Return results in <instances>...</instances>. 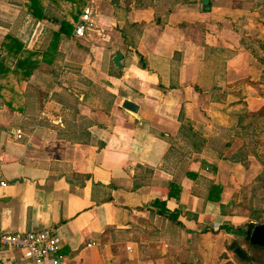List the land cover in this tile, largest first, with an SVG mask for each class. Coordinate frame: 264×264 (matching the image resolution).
<instances>
[{"label": "crops", "instance_id": "1", "mask_svg": "<svg viewBox=\"0 0 264 264\" xmlns=\"http://www.w3.org/2000/svg\"><path fill=\"white\" fill-rule=\"evenodd\" d=\"M29 2L0 0V56L13 37L19 53L40 58L27 80L0 74V231L55 228L65 264H140L141 245L183 249L191 232L227 219L204 199L205 185L225 184L239 166L210 145L190 153L177 141L179 115L208 136L203 128L250 97L262 103L245 79L262 72L250 47L264 38V0H36L38 15ZM86 4L90 21L77 35ZM59 19L73 24L70 34L55 35ZM125 98L138 109L124 108ZM158 199L179 209L181 226ZM106 230L119 234L117 251L98 244ZM3 256L30 264L14 249Z\"/></svg>", "mask_w": 264, "mask_h": 264}, {"label": "rangeland", "instance_id": "2", "mask_svg": "<svg viewBox=\"0 0 264 264\" xmlns=\"http://www.w3.org/2000/svg\"><path fill=\"white\" fill-rule=\"evenodd\" d=\"M256 44L257 50L262 54L257 42ZM260 77L257 79L259 90L257 87L253 88L255 94L263 97L260 105L255 97H250L249 105L242 106L240 110L234 109L229 115L227 114L228 120L215 122L207 129L203 128V131L210 133L208 138L212 147L215 146L214 148L220 150L222 154H232L243 150L245 153H241V155L245 158V163L248 162L246 166L237 162L238 174L235 176L231 171L227 182L223 184L222 192L219 193L221 200H218V203H222L220 211L224 210L225 216H228L227 219L214 224V226L206 225L197 232H191L189 243L184 244L183 249L180 246H173L170 249L162 250L161 245L153 248L141 245L142 254L138 256L140 264H146L144 260L148 259H152L154 264H240L241 257L236 254L235 247L231 244L234 239L251 254L252 251L248 243L243 238L241 239L243 233L237 234L232 230L218 226L224 223L235 228L240 225L245 226L246 221L250 219L253 221L264 220V186L257 178L264 164V115H248L241 123H236L237 113L264 109V77ZM233 133H237V135L232 136ZM254 152L258 154V157L254 155ZM210 155L222 159L217 157L216 152ZM210 164L215 166L216 171V163L212 161ZM257 213L260 214L258 219L254 217V214ZM119 240V234L110 231L99 238L98 244L109 241L110 250L117 251ZM163 251L166 253L163 254ZM145 254L148 255L145 256Z\"/></svg>", "mask_w": 264, "mask_h": 264}, {"label": "trees", "instance_id": "3", "mask_svg": "<svg viewBox=\"0 0 264 264\" xmlns=\"http://www.w3.org/2000/svg\"><path fill=\"white\" fill-rule=\"evenodd\" d=\"M82 7H83V5H81V7L80 6L77 7L76 14L74 13V9L72 10L73 17L76 18L77 13L79 12V10ZM37 8H38V6L36 5V0H30V2L28 3V9H30L31 13H33L34 15H38V13L36 12ZM154 21L157 22L156 20H154ZM72 29H73V24L71 22H69L68 20H65V19H61V20L59 19V28H58L57 32L55 33V35L58 36V35H60V33L70 34ZM256 40H257V43L259 45V48L261 49V51L263 53L260 54L259 51L257 50V48L252 47V46L250 47V50L253 53V55L255 56V58L258 60V62L260 63V65L262 67L261 77H264V38H262V39L257 38ZM50 43L51 42H49V44ZM4 46H6L8 48V50H11V51L8 52L7 54H2L0 56V74L2 73L4 75L7 71H10L12 74L15 75L16 79H18L20 81L21 80H27L29 78V76L32 74L33 69L38 65L40 58L31 57V55H26L25 53H23V51L21 53H19L21 50V43L18 42L13 37H11V39L9 41L5 42ZM13 55H16V56H13ZM12 59H15L14 64L9 63V60H12ZM42 59L48 60V57H46L45 53H44ZM141 65L145 66V63L142 62V60H141ZM245 81L249 82L254 87H257V89L259 90L257 80H252V79L246 78ZM248 115H253V116L254 115H256V116L257 115H264V109L260 108L256 111H243L241 113H237L236 114V123L237 124L241 123L242 120ZM179 120H180V125L178 128V134H177L178 139H177V141L178 140L181 141L183 143L182 145H187L189 147L190 153H191V151H201V149L203 147L206 148L207 145H210L209 144L210 140H209L208 136L204 135L202 130L200 128L196 127L194 125V122L191 119H189V118L185 117L183 114H181V115H179ZM163 135H164V133H163ZM231 135L232 136L237 135V133H233ZM78 138H81V137L79 136ZM167 138L170 140L172 139L173 144H171L169 146V149H172V148L175 149L173 151L177 157L179 155L185 154V151L181 150V149H178V151H180V152H176V150H177L176 145L178 143L176 142V140L174 138L169 137V136H167ZM99 144H102V142H99ZM178 145H180V144H178ZM181 151H183V152H181ZM214 152H216L217 157H220L222 159H229L230 161L241 162L244 166H246L247 165L246 163H248V162L245 163V158L241 155V153H245L243 150H240V151L238 150L237 152H234L232 154H222V152H220V150L214 148ZM254 155L258 157V154L256 152H254ZM201 166L207 168L209 171L215 172V166L212 164H209L205 161H201ZM194 175H196V173ZM257 178L261 181L262 186H264V164H263V167H262L260 174L257 175ZM171 183L174 184L172 181H170L168 196L170 195ZM223 187H224L223 184L210 179L208 181V183H206V186H205L204 196H203L204 199L205 200H212V201L221 200L219 193L222 192ZM165 200L166 199H160V200L158 199V200L153 201V204L154 205L157 204V206H158L157 210L160 213H163V215L167 214V217H169L170 219L172 217L174 222L177 225L181 226L182 225L181 222L176 219V216L178 215L179 209L175 208L173 210H169L165 206ZM220 205H222V203ZM184 214L187 217H191V218L197 217V213L195 211H192V210H184ZM221 214L225 215L226 213L223 210L221 212ZM254 217L258 219L260 217V214L259 213L254 214ZM259 221H261V220L258 219V221H253L252 219H250V220L246 221L245 226L240 225V226H237L235 228H231L232 226L225 225L224 223L220 224L218 226L220 228L224 227L227 230H232L233 232H236L237 234H239L240 232L243 233V236L241 237V239L243 238L248 243L250 250L252 251L251 254H249L246 250H244L239 245V243L237 242L236 239H234L231 243L233 247H238L244 254V257H241V263L240 264H264V247L260 246V245H256V244H251L249 241L250 232H251L253 226ZM205 230H206V228H205ZM237 236L239 237V235H237Z\"/></svg>", "mask_w": 264, "mask_h": 264}, {"label": "built area", "instance_id": "4", "mask_svg": "<svg viewBox=\"0 0 264 264\" xmlns=\"http://www.w3.org/2000/svg\"><path fill=\"white\" fill-rule=\"evenodd\" d=\"M90 13V5H84L74 26L75 34L83 35L84 28L90 21ZM16 134L18 137L21 136L20 129H16ZM60 246L61 239L55 228L52 227L0 231V264H4L3 252L13 249L18 251L19 259L30 264H45L52 257L60 261L61 264H65L59 254Z\"/></svg>", "mask_w": 264, "mask_h": 264}, {"label": "water", "instance_id": "5", "mask_svg": "<svg viewBox=\"0 0 264 264\" xmlns=\"http://www.w3.org/2000/svg\"><path fill=\"white\" fill-rule=\"evenodd\" d=\"M121 57H122L121 51H118L113 56V62L117 66H121V62H120ZM122 106L131 111H136L138 109V105L132 100H129L127 98H125L122 101ZM249 241L251 244H256L264 247V221H259L253 226L249 235ZM234 251L238 256L244 257L243 252L238 247H235Z\"/></svg>", "mask_w": 264, "mask_h": 264}]
</instances>
